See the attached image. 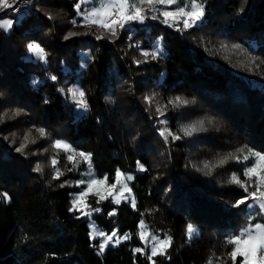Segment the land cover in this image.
I'll return each mask as SVG.
<instances>
[{
  "label": "trees",
  "instance_id": "obj_1",
  "mask_svg": "<svg viewBox=\"0 0 264 264\" xmlns=\"http://www.w3.org/2000/svg\"><path fill=\"white\" fill-rule=\"evenodd\" d=\"M78 2L37 0L9 31L0 29V114L9 113L0 123V264H233L227 241L260 219H250L258 208L233 207L247 197L229 186L232 174L247 178L241 161L217 165L230 153L241 160V148L264 154V0H197L204 16L193 28L130 22L111 41L64 37ZM29 43L46 59L30 57ZM157 48L155 58L142 55ZM69 89L83 91L87 110ZM177 97L187 103H169ZM200 121L201 130L184 135ZM37 128L89 154L111 185L117 171L131 176L135 208L131 200L103 202L88 216L71 210L79 189L68 181L80 175L54 179L47 166L35 171L36 154L16 151ZM165 128L181 138L165 142ZM92 221L116 231L120 244L100 253ZM142 221L171 239L164 255L149 259Z\"/></svg>",
  "mask_w": 264,
  "mask_h": 264
},
{
  "label": "snow or ice",
  "instance_id": "obj_2",
  "mask_svg": "<svg viewBox=\"0 0 264 264\" xmlns=\"http://www.w3.org/2000/svg\"><path fill=\"white\" fill-rule=\"evenodd\" d=\"M90 2V0H81V3ZM177 4V0H108L106 4H103L99 8H92L89 11L82 13V18L84 21L85 27H93L99 28L111 36L115 37L117 35V28L123 29L126 24L137 21L139 23H143L145 19L148 17L149 13H154L159 11L157 6L159 5H174ZM14 7V3H10L9 0H0V10L3 9H10ZM77 11H80V4L76 5ZM160 15L164 17V23L168 24L170 27L176 26L179 23L183 24V29L193 28L200 22L204 16V7L202 3H198L197 0H191V4L189 8L186 7H177L175 11H162ZM50 19L52 17H49ZM153 19L156 18L155 15L152 16ZM14 21L3 20L0 21V29L8 30L13 26ZM72 23L75 25L76 21L73 20ZM75 35V33H69L68 36ZM68 38L67 36L65 37ZM98 39L102 38L100 36L97 37ZM238 47V46H233ZM27 49L29 53L34 54L37 56L38 59L44 60L46 59L45 50L37 43H29L27 45ZM159 49L157 48L156 51L152 53L143 52L142 55L148 57L151 55L153 58L157 55ZM139 63V61H137ZM55 80V77H52ZM69 92L72 94V97L76 103V106L80 109L87 110L88 104L84 100V93L83 91H76L74 89H69ZM146 100L151 103V98H146ZM169 103H173L175 106H179L181 104H186L187 101L182 100L181 98L177 97L174 101H170ZM160 111V109H157ZM8 111L3 112L0 114V123L4 121L6 117H8ZM20 114V110L12 111L13 116H17ZM162 114V113H161ZM203 128V121L198 122V124L185 126L182 128L184 135L190 136L194 132L201 130ZM36 131L39 133L41 137L46 136L45 129L37 128ZM160 136L164 138L165 142L168 141L169 137L173 140H179L181 137L178 135L173 134L168 129H164L160 132ZM31 132L25 134L23 138V142H21L20 146L16 148L17 152L23 153L24 149L27 147L28 143H35L34 139H30ZM53 149L63 150L66 153H70L67 156V159L70 163L74 164V157L79 155L84 160L90 162V155L85 153H75L74 150L71 148L69 144L64 141L56 140L52 144ZM243 160H248L249 156L256 157V163L253 167H250L246 170L245 176L249 179L255 177V183L253 190L248 192L247 182H242L237 176L233 175L231 177L230 183L236 184L242 188L246 192H248V196L245 198H241L240 200L236 201L233 207L240 208L241 205H246L249 209L258 208V214H264V155H260L258 153H254L249 151L247 155H244V149L237 150ZM240 156L235 154H229L228 156L222 158L219 161L217 166L225 164L229 159H235L237 162L240 161ZM58 163L57 158L53 156L51 160V164L55 169L54 179H59L62 175L60 170L56 168V164ZM208 167V165H205ZM143 170V169H142ZM35 171L40 172L42 171L41 165L37 164ZM118 182L121 181L122 174L117 171L116 174ZM127 180H131V176L126 177ZM104 184V180H96L93 179L88 182L87 190L82 191L79 197L73 202V209L71 210H78L83 213V215H91L90 211H84V209L88 208V205L85 203V198L89 195L90 192L93 190L94 185H102ZM115 187L112 185L108 192L111 193V188ZM123 189L126 191H131L128 189L127 184L122 185ZM97 195L99 193L97 192ZM4 198L7 199V194H3ZM100 199H105L104 195H100ZM251 200L252 203H248ZM116 203H119V200H115ZM133 208L136 206L135 199L133 198L131 201ZM94 211H100V209H94ZM141 232H140V239L141 241L147 243L149 238V234L147 232V228L144 225L143 221L141 222ZM195 229L192 225L187 227V235L188 238L191 239L193 234L195 233ZM96 235L103 237V240L99 243V252L103 253L105 248L108 246L110 242H113V238L117 237V232L113 231L110 235H107L99 230H94L92 238L95 239ZM130 237L125 234L123 239H129ZM119 237L115 239V243H120ZM151 239L154 241L152 246V255L149 259L156 255H164L166 249L171 244V239L168 238L166 240H159L157 237L152 236ZM228 244L234 245L233 250L229 253L233 264H236L237 257H241L242 260L240 264H264V224L256 223L253 226L246 227L241 230L238 235L231 237L228 241ZM136 252H142V249L137 248L135 249ZM208 264H212V261L209 260Z\"/></svg>",
  "mask_w": 264,
  "mask_h": 264
},
{
  "label": "rangeland",
  "instance_id": "obj_3",
  "mask_svg": "<svg viewBox=\"0 0 264 264\" xmlns=\"http://www.w3.org/2000/svg\"><path fill=\"white\" fill-rule=\"evenodd\" d=\"M10 1V0H9ZM37 0L34 1V3L32 5H30V8H33L35 3ZM108 2V0H90V2H86V3H81V0H79L78 4H80V11H77L76 8V17L74 19H70L66 22V24L68 23V25L70 26V28L67 30L66 34L64 37H68L72 38V37H81V36H87L88 34H92L91 37H95L93 38L94 41L98 40V36L102 37L100 39H106V40H118V38L120 37L121 33H123V29L117 28V35L115 37L111 36L109 33H107L106 31L99 29V28H93V27H85L84 26V21L82 18V13L91 10L92 8H99L101 7L103 4H106ZM200 3V2H198ZM191 4V0H177V4L168 6V5H159L157 6L159 8V11L154 12V13H149L148 17L145 19V21L143 23H150V22H154V23H158L161 25H166L169 26L168 24L164 23V17L162 15H160V12L162 11H175L177 9V7H186L189 8ZM28 7V8H29ZM204 7V5H203ZM9 11V10H8ZM7 11V9H3L0 10V21L3 20H13L16 19L17 17H13V15H10V13ZM43 12H45L46 14L50 15L52 18H60L61 13L53 11V10H42ZM7 12V13H6ZM27 12V11H26ZM155 15L156 18L153 19L152 16ZM61 20V19H60ZM64 21H66L65 17L63 18ZM75 20L76 24L74 25L72 23V21ZM14 21V20H13ZM131 23H139L137 21H132ZM130 24V23H128ZM142 24V23H140ZM127 25V24H126ZM125 25V26H126ZM177 25H183L182 23H179ZM11 28H9L8 30L5 31H9ZM4 30V29H3ZM69 33H75V35L72 36H68ZM118 43L120 42V39L118 41ZM89 44V42H88ZM92 45V44H89ZM127 48H128V44ZM130 47V46H129ZM28 50V49H27ZM30 57H36L34 54L29 53ZM149 57V56H148ZM77 91V90H76ZM79 92V91H78ZM147 98H151V97H147ZM85 100V98H84ZM151 100H153V98H151ZM29 132H31V137L30 139H34L35 143H31L29 142L27 147L24 149L26 152H30L36 154L34 155V158H37V160L40 162H37L39 165H41V168L46 169V166L48 167L49 170H53L55 172V169L53 168L52 164H51V160L53 158V156H55L57 158L58 163L56 164V168H58L60 170V172L62 173V175H80V178L78 180H69L68 182H70V185L74 188V189H79L77 193L73 194V198H72V205L73 202L79 197L80 193L82 191L87 190L88 187V182L96 179V180H104V184L102 185H94L93 186V190L92 192L89 193V195L85 198V203L88 205V208L84 209V211H90L93 207H95V205H99L103 202H111L112 205H118L120 204L122 201L124 202H128L132 200V195H131V191H126L123 189L122 185L123 184H127L128 189H130L129 187V180L126 179V176L124 174H122V178L121 181L118 182V180L116 179V181L114 182L113 185H115V187L111 188V193L109 194L108 189L112 186L105 178H99L96 176L93 167L91 165V163L87 160H84L82 157H80L79 155H76L74 157V164L70 163L67 159V156L70 153H66L63 150H57V149H53L52 148V144L56 141L55 138H52V136L49 133H46L45 137H41L39 135V133L35 130H30ZM21 142H23V140L21 139V141L18 143L17 146H20ZM37 150V151H35ZM75 153H81V152H75ZM255 153V152H254ZM247 155V154H245ZM260 155H264V154H260ZM240 164L239 166L242 167V172L245 174L246 170L250 167H253V165L256 163V157L255 156H249L248 160H243V158L240 160ZM36 168V166H35ZM74 174H72V173ZM234 174H232L233 176ZM231 176V177H232ZM236 176V175H235ZM231 179V178H230ZM242 181V180H241ZM242 182H247V186H248V192L253 190L254 187V183H255V177L249 179L248 177L246 178V180H243ZM229 186H232V184L229 182ZM234 186H238L236 184H234ZM240 187V186H239ZM242 188V187H240ZM244 190V188H242ZM245 191V190H244ZM97 192L99 193V195H97ZM248 192H244L247 193L248 196ZM100 195H104L105 199L101 200L100 199ZM119 200V203H116L115 200ZM93 203H92V202ZM78 211V210H76ZM256 209L254 211H252V216L250 217V219L252 221H254V219L257 217L259 218V222L257 223H261L264 224V214H256ZM80 213H82L81 211H78ZM83 215V213H82ZM256 224V223H254ZM254 224L250 223L249 226H253ZM147 228V232L149 234V238L147 240V243H145L147 245V247L145 248L147 251V253H149V256L152 255V246L154 241L151 239L152 236L157 237L159 240H166L168 239L166 237V239L160 238L155 232H151L149 231L150 229ZM246 228V227H245ZM94 230H99L98 226L95 224V222H90V235L91 238L93 236ZM100 232H103L101 230H99ZM141 232V230H140ZM151 232V234H150ZM105 233V232H103ZM106 234V233H105ZM108 235V234H107ZM118 237V236H117ZM117 237L113 238V242H110L108 244L109 245H119L116 244L114 241ZM93 239V238H92ZM99 242H101L103 240V237L96 235L95 239ZM122 241V239H120V242ZM171 245V244H170ZM169 248V247H168ZM167 248V249H168ZM166 249V251H167ZM157 256V255H156Z\"/></svg>",
  "mask_w": 264,
  "mask_h": 264
},
{
  "label": "built area",
  "instance_id": "obj_4",
  "mask_svg": "<svg viewBox=\"0 0 264 264\" xmlns=\"http://www.w3.org/2000/svg\"><path fill=\"white\" fill-rule=\"evenodd\" d=\"M34 1L35 0H10V3H14V7L7 9V11L9 10L8 12L10 15H13V17L21 16L28 11V7L32 5Z\"/></svg>",
  "mask_w": 264,
  "mask_h": 264
}]
</instances>
